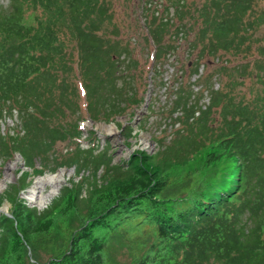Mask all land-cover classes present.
<instances>
[{"label": "trees", "instance_id": "trees-1", "mask_svg": "<svg viewBox=\"0 0 264 264\" xmlns=\"http://www.w3.org/2000/svg\"><path fill=\"white\" fill-rule=\"evenodd\" d=\"M253 4L202 0L196 21L198 39L206 42L192 61L190 75L198 74L203 60L205 64L228 53L214 72L258 76L264 71V39L255 58L243 62L248 52L237 53L243 33L262 21L260 15L245 20ZM170 6L180 19L186 0H169L165 11ZM28 9L41 12L31 24L24 22ZM153 11L145 23L156 45L155 61L170 50L160 36L171 21ZM98 15L110 17L104 0H8L0 8V118L15 110L21 126L0 132V157L9 160L18 153L25 167L33 168L35 157L72 136L74 156L54 170L75 162L80 175L71 177L42 210L20 196L28 172L9 184L0 196V203H9L7 213L0 212V264H264V86L247 100H236L234 94L214 90L207 74L203 84L211 97L202 108L193 83L182 79L185 88L175 92L172 108L181 112L176 119L182 127L173 132L171 143L152 154L134 150L117 163H112L108 142L97 153L94 142L80 149L76 122L70 129L52 124L51 119L65 114L72 91L77 97L78 90L82 98L77 106L95 120H110L143 101L135 89L120 102L121 93H110L106 108L99 107L90 82L107 88L105 83L115 80L116 59L109 51L130 55V49L122 39L112 49L103 46ZM66 33L76 44V67L64 57ZM119 103H124L121 109ZM212 108L218 110V121L210 117ZM191 160L198 172L201 165L200 180L176 174L190 169ZM46 168L41 165L37 172Z\"/></svg>", "mask_w": 264, "mask_h": 264}, {"label": "rangeland", "instance_id": "rangeland-1", "mask_svg": "<svg viewBox=\"0 0 264 264\" xmlns=\"http://www.w3.org/2000/svg\"><path fill=\"white\" fill-rule=\"evenodd\" d=\"M104 2L108 6L110 17L106 18L105 15L95 17V23L99 26L97 34L106 41V43L103 42V46L106 48H114V42L122 39L129 45L131 58L123 51L116 56V52L113 49L110 50V57L116 59H114L115 66H113L115 80L112 83L106 82L107 88L103 84H99L103 86L100 88L94 83L95 81H91L93 93L99 95V107L103 109L108 105L107 99L110 93H121V98L118 101L120 102L128 96H133L136 89L138 97H143V101L135 106L128 105L120 114L114 115L110 120L103 118L95 120L90 118L83 108L78 107L82 103L78 90L77 97L73 91L68 93V106L64 110L65 116L51 119V121L56 126L66 125L69 129L76 122L80 131L78 134V140L82 145L80 149H85L94 142L97 146L95 153H97L108 142V146H110L108 152L113 157L112 163H117L120 159H127L134 150H145L152 154L170 144L174 139L173 132L178 127H182L176 119L181 112L172 111L175 92L179 87H183L182 79L188 80L189 78V81L193 83L191 88L200 96L199 104L202 108L209 105L211 97V92L205 90L203 84L207 74L211 75L209 79L214 90H220L228 95L234 94L236 100H247L251 97L252 92L254 96L256 91L261 90L264 86L263 82L259 80V76L264 77V71L260 72L258 76H254V72L250 74L232 73V71L214 72V68L221 62L220 59L227 58L229 53L218 59L211 57L205 64L203 62L206 60H203L198 68V74L190 75L189 69L192 61L197 57L200 47L206 42L198 39V22L196 21L202 0H186L184 12L178 14L180 19L175 14L173 6L165 11L169 0H104ZM7 5L8 0H0V8H5ZM145 6L149 7L148 11H143ZM153 10L158 18H169L171 21L160 36L161 44L166 48L169 47L167 49L170 50L161 52L155 61L152 59V54L155 53L156 45L149 38L145 23V17L149 20ZM40 14V10L28 9L25 12L24 22L34 23L35 16ZM259 15L262 17L261 23L244 32L241 38L242 44L237 53L242 56L248 52L245 57L241 58L243 62L255 58L256 48L263 43L264 0H254L252 10L246 14L245 20L251 21ZM177 25L183 26L177 30ZM62 39L67 45L63 49L64 57L71 59L73 66L76 67L79 64L76 44L67 33L62 35ZM193 43H196V46L191 50ZM211 59L213 63H211ZM130 62L132 63L129 64ZM100 73L101 76L105 74L104 71H100ZM72 76L74 81L77 76L75 69ZM250 88L254 91H250ZM102 100L106 101V105ZM122 105L124 103H119L118 108L121 109ZM210 117L217 120L218 110L212 108ZM15 128L21 129V126L14 110L12 115L5 114L0 118V132H13ZM128 134L130 135L128 136ZM74 141L72 136L62 141H56L48 154H42L41 157L37 156L33 159V168L25 167L24 160L18 153H15L9 160L7 158L3 160L0 157V196L9 187V184L15 185L21 172H28L26 179L28 185L20 192V196L27 205L35 206L40 210L44 209L52 198L59 194L60 188L71 177L75 179L80 177V175L76 176L75 170L77 171L78 165L75 162L70 163V167L60 166L54 170L56 166L67 161L69 156H74L76 151ZM190 163V169L185 168L176 174L180 178L190 176L196 181L200 180L203 174L201 165L198 172L196 170L197 162L191 160ZM41 165L47 166L45 172H37ZM80 173L87 175L89 171L81 169ZM101 173L100 170L97 174L98 178ZM8 208L7 200L0 203V212L7 213ZM121 258L125 260V254Z\"/></svg>", "mask_w": 264, "mask_h": 264}]
</instances>
